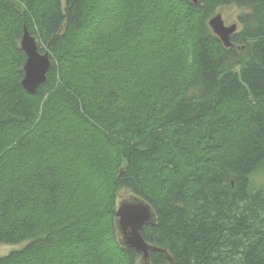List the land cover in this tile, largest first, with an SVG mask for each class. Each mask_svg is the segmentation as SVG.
<instances>
[{
	"label": "trees",
	"instance_id": "16d2710c",
	"mask_svg": "<svg viewBox=\"0 0 264 264\" xmlns=\"http://www.w3.org/2000/svg\"><path fill=\"white\" fill-rule=\"evenodd\" d=\"M25 27L52 60L35 94ZM263 166L264 0H0V244L28 241L0 264H137L123 188L155 211L151 264H264Z\"/></svg>",
	"mask_w": 264,
	"mask_h": 264
},
{
	"label": "water",
	"instance_id": "95a60500",
	"mask_svg": "<svg viewBox=\"0 0 264 264\" xmlns=\"http://www.w3.org/2000/svg\"><path fill=\"white\" fill-rule=\"evenodd\" d=\"M188 1L199 4L201 0ZM209 25L225 46L229 47L231 45L230 36L237 30L238 25L236 23L227 25L222 13H217L210 18ZM20 45L26 54L21 84L27 92L35 94L40 85L47 80V74L52 65L50 51L49 48H46L44 52H41L42 43L34 35H31L26 27ZM155 222V211L143 198L130 194L119 202L115 213L118 240L122 246L133 248L140 254L137 264H151L150 250L165 251L148 243L141 233L146 225L155 224ZM167 257L170 261L172 260L168 253Z\"/></svg>",
	"mask_w": 264,
	"mask_h": 264
},
{
	"label": "rangeland",
	"instance_id": "374dc122",
	"mask_svg": "<svg viewBox=\"0 0 264 264\" xmlns=\"http://www.w3.org/2000/svg\"><path fill=\"white\" fill-rule=\"evenodd\" d=\"M62 1L65 2V0ZM241 10L242 9H239L237 7H229L221 9L220 13H222L225 23L227 25H231L234 23L238 24L237 17ZM252 182L255 187H264V166L253 174ZM130 194L131 193L127 189L123 188L119 190L117 195V208L119 202L128 197ZM27 243L28 241H23L18 244H0V255H7L12 251L19 250L22 247L26 246Z\"/></svg>",
	"mask_w": 264,
	"mask_h": 264
},
{
	"label": "bare ground",
	"instance_id": "6f19581e",
	"mask_svg": "<svg viewBox=\"0 0 264 264\" xmlns=\"http://www.w3.org/2000/svg\"><path fill=\"white\" fill-rule=\"evenodd\" d=\"M46 45V44H45Z\"/></svg>",
	"mask_w": 264,
	"mask_h": 264
}]
</instances>
